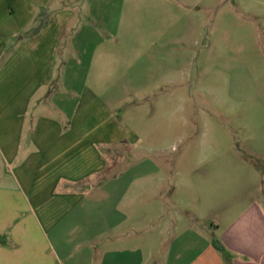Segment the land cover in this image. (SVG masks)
<instances>
[{"label": "rangeland", "instance_id": "rangeland-1", "mask_svg": "<svg viewBox=\"0 0 264 264\" xmlns=\"http://www.w3.org/2000/svg\"><path fill=\"white\" fill-rule=\"evenodd\" d=\"M78 1L75 28L95 35L76 40L95 47L77 54L87 83L131 140L98 179L123 196L118 213L111 203L110 229L93 230L95 250L99 212H83L71 264H119L118 250L123 264H184L264 167V0Z\"/></svg>", "mask_w": 264, "mask_h": 264}, {"label": "crops", "instance_id": "crops-1", "mask_svg": "<svg viewBox=\"0 0 264 264\" xmlns=\"http://www.w3.org/2000/svg\"><path fill=\"white\" fill-rule=\"evenodd\" d=\"M78 5L0 0V264H71L68 235L88 210L99 212L87 233L98 250L93 230L110 229L108 210L123 197L98 179L131 134L87 83L90 57L77 54L95 47L76 40L95 35L76 30ZM252 166L217 223L222 248L194 241L184 264H264V167Z\"/></svg>", "mask_w": 264, "mask_h": 264}, {"label": "trees", "instance_id": "trees-1", "mask_svg": "<svg viewBox=\"0 0 264 264\" xmlns=\"http://www.w3.org/2000/svg\"><path fill=\"white\" fill-rule=\"evenodd\" d=\"M213 243L217 248H222V244L218 238L213 239Z\"/></svg>", "mask_w": 264, "mask_h": 264}]
</instances>
